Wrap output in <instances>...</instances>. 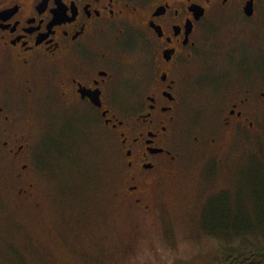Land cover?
<instances>
[{
  "label": "rangeland",
  "instance_id": "rangeland-1",
  "mask_svg": "<svg viewBox=\"0 0 264 264\" xmlns=\"http://www.w3.org/2000/svg\"><path fill=\"white\" fill-rule=\"evenodd\" d=\"M129 49L114 74L121 86L138 79V49ZM37 73L34 96L11 89L35 137L18 166L0 155V264H219L229 251L264 250V102L247 108L251 130L226 129L235 77L191 75L177 88L174 158L140 206L124 194L117 131L58 98L49 69ZM121 86L119 98L135 94ZM21 163L28 180L15 176Z\"/></svg>",
  "mask_w": 264,
  "mask_h": 264
},
{
  "label": "flooded vegetation",
  "instance_id": "flooded-vegetation-1",
  "mask_svg": "<svg viewBox=\"0 0 264 264\" xmlns=\"http://www.w3.org/2000/svg\"><path fill=\"white\" fill-rule=\"evenodd\" d=\"M127 41L138 49V79L121 86L114 74L119 57L134 48ZM42 67L52 72L58 98L117 131L124 194L141 206L156 169L173 161L175 93L185 78L235 77L220 122L254 127L247 108L264 102V0H0V155L15 166L28 159L35 132L11 89L34 96ZM223 85L209 89L215 94ZM117 86L135 94L119 98ZM25 168L19 165L18 180L29 179Z\"/></svg>",
  "mask_w": 264,
  "mask_h": 264
},
{
  "label": "trees",
  "instance_id": "trees-1",
  "mask_svg": "<svg viewBox=\"0 0 264 264\" xmlns=\"http://www.w3.org/2000/svg\"><path fill=\"white\" fill-rule=\"evenodd\" d=\"M253 229L255 228L250 230ZM242 230L240 229V231ZM254 250L247 251L243 248L242 250H235V253L232 251L223 253L219 264H264V250L260 248H255Z\"/></svg>",
  "mask_w": 264,
  "mask_h": 264
}]
</instances>
